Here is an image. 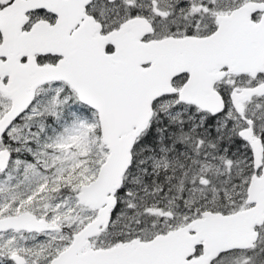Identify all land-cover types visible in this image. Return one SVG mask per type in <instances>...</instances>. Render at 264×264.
<instances>
[{
	"label": "snow or ice",
	"instance_id": "snow-or-ice-1",
	"mask_svg": "<svg viewBox=\"0 0 264 264\" xmlns=\"http://www.w3.org/2000/svg\"><path fill=\"white\" fill-rule=\"evenodd\" d=\"M0 264H264V0H0Z\"/></svg>",
	"mask_w": 264,
	"mask_h": 264
}]
</instances>
